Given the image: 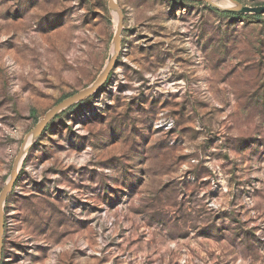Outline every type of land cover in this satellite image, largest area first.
Segmentation results:
<instances>
[{
    "label": "rangeland",
    "instance_id": "1",
    "mask_svg": "<svg viewBox=\"0 0 264 264\" xmlns=\"http://www.w3.org/2000/svg\"><path fill=\"white\" fill-rule=\"evenodd\" d=\"M116 1V67L29 150L1 264H264V14ZM117 27L108 0H0V193L41 117L101 74Z\"/></svg>",
    "mask_w": 264,
    "mask_h": 264
},
{
    "label": "water",
    "instance_id": "2",
    "mask_svg": "<svg viewBox=\"0 0 264 264\" xmlns=\"http://www.w3.org/2000/svg\"><path fill=\"white\" fill-rule=\"evenodd\" d=\"M196 1L206 2L213 7L230 12L245 13V14L248 13L264 14V5H255V6L246 5L240 2L239 0H229L231 4L226 6L220 5L219 3L216 2L217 0H196ZM108 4L112 10H116L118 13V27L114 36V53L107 62L101 74L96 78V80L90 86L55 104L51 109H49L46 112V114L43 117H41L37 125L25 136L24 141L20 147V150L14 160L10 177L0 193V264L2 263V259H3V244H4V236H5L4 204L19 177L20 168L24 160L28 156L29 150L31 149L37 138L45 130L50 120L54 118V116L58 114L60 110L64 109L70 104L79 102L89 97L90 95L94 94L95 92H97L102 86V84L105 83V81L108 79L111 71L116 67L122 45L124 14L120 8V5L116 0H108Z\"/></svg>",
    "mask_w": 264,
    "mask_h": 264
},
{
    "label": "trees",
    "instance_id": "3",
    "mask_svg": "<svg viewBox=\"0 0 264 264\" xmlns=\"http://www.w3.org/2000/svg\"><path fill=\"white\" fill-rule=\"evenodd\" d=\"M227 13L230 14V15H243L244 14V13L243 14H240V13L230 12V11H228Z\"/></svg>",
    "mask_w": 264,
    "mask_h": 264
},
{
    "label": "bare ground",
    "instance_id": "4",
    "mask_svg": "<svg viewBox=\"0 0 264 264\" xmlns=\"http://www.w3.org/2000/svg\"><path fill=\"white\" fill-rule=\"evenodd\" d=\"M231 3L229 2V4L228 5H230ZM115 13H117V11L116 10H113ZM117 15H118V13H117Z\"/></svg>",
    "mask_w": 264,
    "mask_h": 264
}]
</instances>
